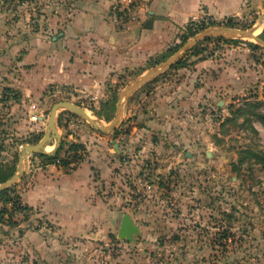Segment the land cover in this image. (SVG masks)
<instances>
[{"label":"rangeland","instance_id":"rangeland-1","mask_svg":"<svg viewBox=\"0 0 264 264\" xmlns=\"http://www.w3.org/2000/svg\"><path fill=\"white\" fill-rule=\"evenodd\" d=\"M118 1L125 2L111 0V5ZM131 1L135 14L148 0ZM255 5L227 18L234 27L221 21L206 25L202 17L188 21L144 67L116 73L107 82L105 100L117 102L120 91L206 30L252 31L259 38L264 0ZM74 8V0H0V166L5 172L17 168L20 147L31 144L23 142L44 133L53 104H75L51 86L32 103L15 87H5L22 80L17 63L28 36L57 32ZM201 24L206 27L190 36ZM168 49L172 54L161 60ZM177 62L126 98L115 135L58 111L61 140L85 142L98 148L99 162L107 158L115 164L110 180L96 179L99 198L117 212L108 229L60 232L23 204L20 193L29 187L20 177L8 188L11 202H0V211L6 209L0 214V264H264V161L257 159L264 150V45L241 36L208 38ZM105 100L76 105L107 125L110 121L95 114L107 112ZM32 104L41 112L38 121L30 118ZM53 146L54 141L49 152ZM35 160L41 162L36 157L32 165ZM12 202L24 209L12 211ZM125 213L139 228L133 241L117 237ZM17 226L19 233L13 231Z\"/></svg>","mask_w":264,"mask_h":264},{"label":"crops","instance_id":"crops-1","mask_svg":"<svg viewBox=\"0 0 264 264\" xmlns=\"http://www.w3.org/2000/svg\"><path fill=\"white\" fill-rule=\"evenodd\" d=\"M246 1L148 0L139 6L133 21L118 26L111 16V0H74L72 14L57 32L28 36L29 44L17 63L23 81L15 79V85L5 87H15L30 103L48 86L69 95L75 104L99 103L107 98V82L116 73L144 67L150 57L165 51L167 41L188 21L237 17L256 7L257 0ZM259 3L256 9L261 8ZM148 21L150 28H146ZM81 143L85 150L78 152L80 160L68 171L37 160L32 165L37 157L33 155L21 176L26 179L20 180L28 181L29 187L20 193L23 204L62 233L102 231L117 215L97 194L98 181L110 180L115 164L107 158L99 162L98 148ZM13 229L19 233L18 226ZM13 258V263H19Z\"/></svg>","mask_w":264,"mask_h":264},{"label":"water","instance_id":"water-1","mask_svg":"<svg viewBox=\"0 0 264 264\" xmlns=\"http://www.w3.org/2000/svg\"><path fill=\"white\" fill-rule=\"evenodd\" d=\"M262 20L263 16L259 18V22H261ZM150 27L151 24L148 21L146 28ZM240 36L252 38L264 45V42L260 38L253 36L252 31H241L238 29L231 28L206 30L194 36L192 39L187 40L178 51H176L171 57H169L165 62H163L158 68L149 71L146 74H143L131 86L126 87L125 89L119 92L114 117L107 125H101L98 120L92 118L89 114H87L84 108L74 103L68 101L56 102L50 109L45 126V131L41 139L34 144H25L20 147V156L18 158L17 168L15 169L10 179H8L5 183L0 184V190L12 187L17 183V180L24 174L27 168V162L30 156L41 154H54L59 149L61 144V137L56 124V117L59 110H65L83 118L89 125L92 126L95 131L99 133L111 134L121 124L125 112L126 98L131 93H133L138 87L154 79L165 70L171 68L174 64H176L177 60L182 56L185 51L191 49L198 42L208 38H234ZM52 141H54L53 151L46 152L45 148L49 146ZM111 143L113 144L114 149L117 151V144L115 143V140H111ZM137 234H139V228L137 227V225L134 224L129 214H123L117 231L118 239L133 241L134 235Z\"/></svg>","mask_w":264,"mask_h":264},{"label":"trees","instance_id":"trees-1","mask_svg":"<svg viewBox=\"0 0 264 264\" xmlns=\"http://www.w3.org/2000/svg\"><path fill=\"white\" fill-rule=\"evenodd\" d=\"M210 26H213V24L211 23ZM196 27H197L196 30H194L193 32H190V36L195 35V33H197L201 29H204L206 26L204 24H201L200 26H196ZM225 27H234L232 25V21L230 19L225 24ZM190 31H192V30H190ZM259 38L264 42L263 32L259 35ZM186 40H187V38L184 39L182 41V43L185 42ZM177 47L178 46H175V49ZM175 49H173V50L175 51ZM171 54H172V52L170 51V49H168L165 52V54L160 56V59L163 60V59L169 57ZM176 65L177 66L180 65L179 62H177ZM176 65H175V67H176ZM108 88H109V85L107 86V89ZM117 102H118V100H117ZM117 102H116V99H113V101H110V102L105 100V102L102 104V106L107 110V112L105 114H103L102 112H96L95 114L99 118H103L107 122L111 121L114 117L113 114L116 111L115 105ZM71 115L74 116L73 114H71ZM59 120H60V116L57 119V125L61 128ZM116 132H117V128L111 134L115 135ZM42 135L43 134L35 135V136H33L32 140L27 141V142H23V143L31 142V144H34L41 139ZM23 143H20L19 146L23 145ZM84 150H85V148H84L83 144L72 143V142L67 143V142H64L63 140H61L60 147L54 154H41V155H34V156H37L38 158H40L41 162L43 164H54V165L59 166L62 170L68 171L69 169H71L70 165L72 163L75 166L77 164V162L80 160L81 156H79L78 152L79 151L84 152ZM59 152H62V156H59V154H58ZM257 159H258V161H264V150L262 151L261 155L257 153ZM74 166L72 168H74ZM14 171H15V166L10 170V172H5L4 169H2L0 166V184H3L8 179H10L11 176L13 175ZM8 192H10V190H8V188L0 190V202L2 205H5L7 202H11V198L9 197ZM16 205H17L16 202L11 203V210L12 211H18V209L19 210L24 209V207L23 208H22V206L17 207ZM1 213H6V209L4 207H2L0 214Z\"/></svg>","mask_w":264,"mask_h":264},{"label":"built area","instance_id":"built-area-1","mask_svg":"<svg viewBox=\"0 0 264 264\" xmlns=\"http://www.w3.org/2000/svg\"><path fill=\"white\" fill-rule=\"evenodd\" d=\"M125 2L118 1L111 5V16L116 22L118 26L123 25L129 21H133L135 19L134 10L136 9L135 4L131 0H124ZM235 18V17H233ZM227 19V18H225ZM220 20L222 23H227V20ZM201 22L208 25L212 22H215V20L209 18L208 16H203L201 18ZM200 23V22H198ZM31 120L38 121L42 118L40 110H38L37 106L35 104L31 105ZM145 187L149 188L147 183L145 184Z\"/></svg>","mask_w":264,"mask_h":264},{"label":"bare ground","instance_id":"bare-ground-1","mask_svg":"<svg viewBox=\"0 0 264 264\" xmlns=\"http://www.w3.org/2000/svg\"><path fill=\"white\" fill-rule=\"evenodd\" d=\"M53 149H54V146H53ZM53 149H52L50 152H52V151H53ZM45 150H46V152H49V150H48V149H46V148H45ZM47 150H48V151H47Z\"/></svg>","mask_w":264,"mask_h":264}]
</instances>
